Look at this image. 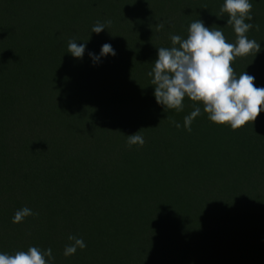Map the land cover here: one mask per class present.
<instances>
[{"label": "trees", "instance_id": "obj_1", "mask_svg": "<svg viewBox=\"0 0 264 264\" xmlns=\"http://www.w3.org/2000/svg\"><path fill=\"white\" fill-rule=\"evenodd\" d=\"M223 3L0 0V253L51 248V264H264V111L232 130L187 97L183 111L164 109L147 75L157 48L187 38L198 19L235 43ZM250 3L246 22L259 30L247 35L261 50L232 67L264 87V0ZM72 39L85 44L82 58L68 52ZM105 43L115 55L93 62ZM137 131L145 144L129 147ZM24 207L36 215L13 223ZM69 235L86 248L66 257Z\"/></svg>", "mask_w": 264, "mask_h": 264}, {"label": "clouds", "instance_id": "obj_2", "mask_svg": "<svg viewBox=\"0 0 264 264\" xmlns=\"http://www.w3.org/2000/svg\"><path fill=\"white\" fill-rule=\"evenodd\" d=\"M253 5L250 0H224L220 8L221 15L227 13V25L232 26L236 35L235 43L227 41L222 28L206 27L202 20L192 22L187 38L171 35V47H159L154 67L147 73L152 77L156 103L164 109L183 111L184 100L187 97L193 102L203 105V112L208 119L218 125H230L237 130L254 122L261 111H264V87H257L255 77L242 72L237 77L232 62L237 57L252 55L261 50L260 43L249 39L248 32L259 25L248 23L252 21ZM111 21H97L91 32L99 34L110 26ZM164 28V23L156 25L157 31ZM68 42V52L76 58H82L85 44ZM87 42V41H86ZM115 55L111 44L102 45L99 56L89 52L93 62L100 57ZM201 114V107L184 117V128L191 132L193 120ZM167 118V117H166ZM176 128L180 124L172 121ZM143 129V128H142ZM108 130V129H107ZM112 131V130H111ZM118 131V130H117ZM121 133V132H120ZM127 144L143 146L144 137L140 131L127 136ZM36 215L30 208L24 207L14 213L12 222L22 223L28 217ZM71 242L64 248L66 257L74 255L77 249L86 248L82 237L69 235ZM54 260L52 249L42 250L39 247H29L27 251H16L14 254L0 253V264H51Z\"/></svg>", "mask_w": 264, "mask_h": 264}]
</instances>
